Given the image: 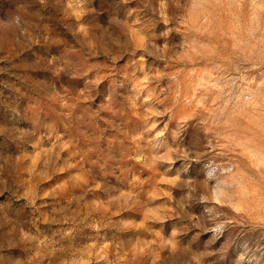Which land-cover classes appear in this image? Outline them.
Wrapping results in <instances>:
<instances>
[{"label":"rangeland","instance_id":"obj_1","mask_svg":"<svg viewBox=\"0 0 264 264\" xmlns=\"http://www.w3.org/2000/svg\"><path fill=\"white\" fill-rule=\"evenodd\" d=\"M0 264H264V0H0Z\"/></svg>","mask_w":264,"mask_h":264}]
</instances>
